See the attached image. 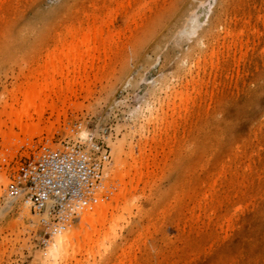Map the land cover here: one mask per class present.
Wrapping results in <instances>:
<instances>
[{
	"label": "rangeland",
	"instance_id": "obj_1",
	"mask_svg": "<svg viewBox=\"0 0 264 264\" xmlns=\"http://www.w3.org/2000/svg\"><path fill=\"white\" fill-rule=\"evenodd\" d=\"M151 1L152 0H143L141 3L145 5V7L141 9V12H144L141 14V18L147 17H145L146 20L145 18L144 20L142 19L144 24L142 27H140L142 22H137L140 28L135 29L137 25H134L136 24V20L141 21L139 20L140 16H137L138 19L136 18L134 23L126 21L127 25L129 24L128 22H130L129 25L132 24L130 26L131 28L129 27L130 30L132 29L130 31L129 28L124 27L126 25L124 23L126 18L124 14L117 15L118 17L114 20V27H116H112V32L116 33L115 30L118 29L119 32L117 34L122 33L118 36L117 42L112 44L114 50L112 47L110 50H113V53L109 50L111 56L109 53L107 57H104V55L102 56L107 62V65L108 61H110L108 65L109 74H104V76H102L103 78L99 79L100 76L97 80L91 75L92 77H90V79L92 78L94 80L91 79L92 84L90 83L89 90L86 92L83 90V92L79 91V95L77 94L69 98L68 101L72 103L69 105V102H66V105L70 107H67L65 114L59 116L57 119L58 122H55V128L51 133L43 131L40 135L30 136L29 134L22 133L19 128L14 126L12 127L11 136L9 138H4L2 135L3 132L9 131V126H12L11 122H9V118L6 117L8 116L7 113L9 114L11 111V108L7 107L1 114V118L6 120L2 126L0 124V130L3 131L2 134L0 133V264H57L54 261L50 263L48 259H37V257L38 255L46 257L47 249H49V246L52 244L51 242L58 228L51 230L52 228L42 224L40 215L31 210L29 201L25 200L20 192H11L12 185L19 186V180L17 178L18 173L21 166L29 158L39 154L46 147L50 149H63V143L65 142H76L80 140L81 142L87 143L88 141H93L107 146L109 159L103 168V188H100L98 191L104 189V193L106 194H104L105 196L103 197L109 200V195H111L112 192L111 189L116 190V187H113L109 178L113 175L115 167L119 165L118 163L114 165L117 154L115 148L121 146V158H125L126 153L130 149L129 147L134 144V146H138V142L140 145L143 144V142H145L144 140H146L144 136L147 134L150 135L149 133L153 128L159 127L156 125L160 124V127H162L165 124L164 127L166 128L167 121L170 124L169 120L171 121L173 118L170 116L172 112L171 103L175 101V98L179 104L178 112L180 114H178V116H182L179 118L176 117L177 115L175 116V119L178 121L174 122L175 124L173 123L174 125L172 127L170 126L172 129L168 127L172 135L168 132V138L164 141L167 142L168 140H172V144L176 139L175 143L178 146L172 144V148L175 149L174 152H176V155L174 152H170L171 145L169 141L167 142L168 144L166 143V146H169H164V150L169 151L170 154L166 152L172 157L170 156L166 159L165 157L167 155L165 156V151H162V153L160 152V155L158 154L157 156V158H163L162 154H164L163 156H165L164 158L166 161L161 159L162 162H165L161 163L160 161L161 164H159V166L164 164V168H155L153 164H151L152 159L149 160L150 165L154 167L153 169L157 172V177L154 175L155 172L153 173V177L155 178L153 182L151 181V179L153 180L152 175L147 177L151 182H147L148 184L146 185L148 186L144 189V194L138 201L139 210L133 208L132 216L128 219L130 223H122L123 229L121 228L118 231L119 237L117 238V242L122 244L124 242H129V239H132L133 236L131 230L135 229V227L146 226L147 223L151 221L149 217L151 212L155 213L154 211H156L158 213L161 211L162 204H169L170 202H172L171 204L173 205L177 204L172 201L175 199L174 196L176 197L174 192L177 191V200H180V205L183 204V207L179 206V204L178 206L175 205L176 207H172L169 204L171 207L167 209L171 216L166 214V217L161 223L162 227L160 226L161 230H159L158 233H154L153 236L147 240L148 247L151 244L150 242L153 241L154 244L150 245L153 249H148L146 247L147 258L145 260L147 262L144 260L145 263L187 264L186 261L191 259L189 262L191 264H193L192 262H194V264H201L200 262H202V264H207L216 259L214 264H216V261L219 264L222 261V264H264V176L261 175L264 172L260 171V168L262 169L264 167L260 165L261 163L264 165V156L260 153L264 152V139H262L264 138V1L156 0V5L154 4V0ZM101 3L102 0H17L15 2V9H9L10 11L6 10L2 15L4 17L0 19V110H2L1 106H3L2 104L5 97H10L11 89L14 88L13 86L23 81L24 78L21 75L22 72H26L25 70L28 68L27 64L30 61L29 65L34 64L32 62H34L33 60L36 57L38 58V55L40 56L45 50L47 51V48L51 46L54 47L53 44L55 45L56 40L53 42V36L59 35L56 32L64 33L66 29L64 27L65 24L67 23L68 25L71 19L73 20L75 17H80L83 9L93 4L101 5ZM153 4L156 7L152 9L150 7H152ZM81 6L83 7L82 10L79 9ZM106 6L109 5L107 4ZM111 6H115V3ZM104 8L107 9V7ZM78 9L81 11L79 14L77 13ZM151 9L155 10V13H153L154 11L151 12ZM258 15L260 16L259 18ZM253 24L254 27L256 25L257 28L255 27L252 31L259 29V36L256 32V37L255 32L251 31L252 33L250 32L248 37L246 33L253 28ZM248 25L250 26V28H248L250 29L249 31L246 30ZM132 26H135V28H132ZM228 26L229 28H227ZM242 26H244V30L240 29ZM122 27H124L123 30H125V32L121 30ZM188 29L190 31H188ZM226 30H234L233 33L236 32V35L238 34L239 36L235 38L234 33V38H232L233 36L228 38V35L227 38L229 40H227L226 36L224 37V35H226ZM229 34L232 35V32H229ZM55 37L56 36H54V39H56ZM119 38H122V40H119ZM234 39L237 41V45H239L238 39L242 40L243 42L241 41L242 43L240 46L244 45V48H237V45L233 47L234 44L232 45V41L234 42ZM99 40L100 39H98V41ZM98 41L96 40L93 44L96 43L95 45H100L101 41L100 43ZM227 43H231V45H229L232 47L227 46ZM229 47L232 50L235 48H237L236 51L238 49L240 50L237 51L238 53H236L235 50L231 53V51L227 49ZM224 48L227 49L230 58H232L233 61L235 60V63L242 61L239 59L238 61L236 59L238 57L243 59V62L237 66V64L235 65L232 61L233 63L224 64H228L227 67L224 66L223 62L226 60L221 54L224 53L225 55L226 50H224ZM230 48L229 50H231ZM212 50H214L215 53H213ZM240 51L241 53L244 51L246 55L243 53V57V55L239 53ZM233 53H236V58H234L235 55L233 56ZM33 54L35 55L33 56ZM108 55L112 58H108ZM209 55H214L211 56V58L214 57L212 62L222 57L224 60L217 59L219 64L216 62L212 64ZM241 56L243 58H241ZM225 57L229 60L228 54L227 56L225 55ZM101 60L99 63H103ZM229 61H231V59ZM204 67H206L207 70ZM214 67H217L218 71L221 68L225 71L227 70V72L224 71L225 73H223V70L215 72H222L221 74L223 76L228 75L231 77L229 81H227V76H224L227 80L223 82L224 77L222 75L221 77L223 78H220V80L218 77L220 74L213 75L214 69H216ZM23 68H25V70ZM202 68H204V70ZM205 70L206 72H204ZM208 70H212V75ZM194 81L196 82L193 83ZM207 81L209 82L207 83ZM193 84L196 85V87ZM221 87L226 89L222 88L224 89L222 90L220 89ZM206 89L208 91H206L207 93L204 91ZM220 91L221 93L223 92L222 94L220 93L221 95L219 94ZM187 94H189L188 96L191 99L193 98L189 101V103H191L187 105V102L186 104L184 102L185 106L181 105V103L183 104L181 96L184 97L187 96ZM211 94L212 96H210ZM217 97H219V99ZM204 98L206 100L205 102L202 101ZM70 99H72V101ZM74 102H76L79 107L76 108V104H73ZM202 103L203 106H200ZM18 106L19 103H14L11 107L17 108ZM185 107L188 112L184 114ZM190 109H194L193 113ZM162 114L165 117L162 116ZM187 114L193 115L188 116ZM159 115L162 121H167L159 123V121H161L159 117L158 122L156 121L158 124H156L155 121L153 123V120ZM53 117L55 116L53 115ZM53 117L49 115L47 110L42 119L45 122L48 119L47 122H49L55 120ZM162 117L166 118V120H163ZM221 120L223 121L220 124L219 122ZM164 127H162V129ZM174 128L177 133L173 130ZM236 139L241 141L238 142ZM260 140L263 145L258 143ZM147 141L145 152L149 153L148 151H150V148H152L155 143L151 140ZM233 141L238 142V145H236L237 142L233 143L234 149L239 147L243 152L246 151L245 154L247 153L246 158L244 156L245 154L242 152V156L240 154V156L235 159L237 161L232 160L233 162H231L232 168L236 163L237 165L241 163L239 165L241 169L237 166L238 173L233 175V181L237 184L238 188L239 198L237 199L239 200L240 196L243 198L239 200L241 203L237 201V204L234 205L241 204L240 207H243V209L240 208L238 212L244 211L242 214L238 213L240 214L239 217L237 213L233 215V218L237 219H233V224L231 218V225L228 223L227 225L225 220L223 222L221 218L220 221L217 218L218 224L219 222L223 224L220 223L223 229L222 230L220 227L219 230L221 231L218 230L219 226L216 224L215 215L211 218L213 222H211V220L208 221V219V222L204 219V223L199 221L197 225H195L197 227H195V232L192 231L188 238L191 239V236L192 238L195 237L193 234L198 232L199 236L196 234L198 239L196 240L197 244H199V238L201 237L202 239L203 233L205 232V238L203 236L205 242L202 241L204 239L201 240L205 245L200 242L202 243L200 246H202L203 250H194L196 247L198 248V246L193 249V244L191 243V245L189 243L195 241V238L192 241H189L187 238L189 243H186L187 245H191V248L184 243V238L182 239V237L187 236L188 232V227L185 225L183 217L179 218L181 216L180 213H182L181 210H185L184 204L187 200L184 192L198 185L195 181L201 182L202 175L204 177L202 173L203 164L207 166L208 170H211L209 167H213L218 161L220 162L222 160V155L225 154L224 156H226L225 158L223 156L224 161L228 158L227 156H230L229 154L226 155L227 153L231 154L232 151L234 155V149H231ZM164 143L165 142L162 141L163 145H165ZM240 144L244 146V148H241L242 146H240ZM259 144L262 145V149L259 147ZM174 145L176 146L174 147ZM204 145L206 146L204 147ZM137 146L135 150L138 149V151L135 152L140 154V147L138 146L139 148H137ZM147 148H149V150ZM176 148H178V150ZM252 148L254 150L257 148V151L261 149L262 151L257 152L255 150L254 152ZM250 149L251 151H249ZM224 150L228 151L225 152ZM202 151H204L205 154H203L204 152ZM248 153L253 154L254 158H263L261 160L259 159V163L258 159H255L256 161L253 160L254 158L248 156ZM128 160L131 161L130 159ZM248 160L257 164V168L259 167L257 170L260 171L257 172L261 175L260 177H258L259 175L255 172L256 165L253 163L250 164ZM226 162L223 163L230 164V162ZM245 162H249V166ZM221 163L219 166L216 165V168H212V170L218 169L222 165ZM243 164L251 167V170L253 167L255 168H253V176L250 174L251 170H247L248 174L241 173V170L246 166ZM150 165L149 169L152 168ZM226 175L227 177L230 176L229 173ZM176 186L179 187L177 188ZM174 188H176V190ZM182 193L183 197H181ZM242 200H246L243 206L242 204L244 202ZM168 204L164 205V207H169L167 206ZM221 206L222 209L226 207L220 205L218 210L216 206V216L219 214V211L222 210L220 208ZM26 207L29 209L28 214L26 213ZM173 209L174 211H172ZM175 210L177 211L176 213ZM178 212H180V215ZM184 213L182 214L183 216ZM78 217L79 216L68 225L64 226H70L72 224L79 226V224H77L79 223ZM240 218L242 219L240 220ZM214 221L216 223H214ZM208 223L209 225L211 224V226H208ZM229 225L234 230L230 229L229 233L228 228L225 227V231L227 229L225 233H229V235L227 234L225 239L223 236L220 237V234L225 235V233H223V227ZM215 226L217 227L215 228ZM212 229L216 231H212ZM240 229H242V231ZM238 230L243 234L239 233ZM218 231L219 233H217ZM207 233H212L210 234L212 236L209 237ZM231 233L232 235L238 234L234 237ZM206 235L210 240H208V238L206 239ZM163 236H166L168 240ZM231 236L232 238L230 239ZM163 238L166 241H163ZM206 240H208L209 243L211 242L212 248L209 246L208 241L206 244ZM171 241L172 243H170ZM221 243H223V245ZM203 245L205 247H203ZM214 247L221 248L222 250L220 249L221 251H219L218 249V252L216 250L217 248L215 249ZM150 249L153 250V255H151L152 252L150 254ZM208 249L210 251H208ZM172 250H174L173 252L175 253L174 256L171 257L173 253H170V251ZM159 252L161 254H155ZM214 252H217L216 255ZM136 253L137 256L140 255V252L136 251ZM77 257L81 260L85 259V255H78ZM226 257H230V260L228 261ZM96 258L89 257V263H92ZM211 258L213 260H211ZM173 259H175L174 261L176 262H174ZM217 259H219V262ZM72 262H74V260H72ZM60 263L61 262H58V264ZM85 264H87V262H85Z\"/></svg>",
	"mask_w": 264,
	"mask_h": 264
},
{
	"label": "bare ground",
	"instance_id": "obj_2",
	"mask_svg": "<svg viewBox=\"0 0 264 264\" xmlns=\"http://www.w3.org/2000/svg\"><path fill=\"white\" fill-rule=\"evenodd\" d=\"M16 1L17 0H0V19H2V17H4L2 15L6 12V10L10 11L9 9H12V8L15 7V2ZM142 2H143V0H102L101 5L100 4L96 5L97 3L93 4L91 6L87 5V6H89L88 8H85V6H86L85 5L84 6L85 9H83V10H82V8H83L82 6H81V8L79 7V9L82 10V12H81L78 9V12H77L78 14L81 12L80 17H75V19H73V20L71 19L72 22L69 21L70 23H68V25L66 23L65 26H64L66 28L64 30L65 31L64 33L56 32L59 35H54V36H56L55 37L56 39H54V36H53V42L56 40L55 45L53 44L54 47L51 46L50 48H47V51L45 50L44 53L41 52L42 54L40 56L38 55V58L37 57H36L37 59L35 58L36 60L35 59L33 60L34 62H32V63H34V64L29 65V63L31 62L30 61L27 64V67H28V68H26L27 70H25V68H23L26 71V72H22V75L20 74L24 78L23 81L22 82L20 81L21 83L13 86L14 88L11 89L10 97L9 96H6L7 98L5 97V99L3 101V104H2L3 106H1L2 110H0V124L2 126L5 123V120H6V119L3 120L1 118V114L6 110L7 107H10L11 111L9 112V114L7 113L8 116H6V117L9 118V120H10L9 122H11L12 126H9V129H10L9 131H4L3 132L2 130H0L1 134L3 132V134H2L3 137L4 138H9L11 136V134H12L11 133V131L13 130L12 127H14V126L19 128V130L22 133L29 134L30 136L40 135L43 131H47V132L51 133L52 130H54V128H55V126H54L55 122H58L57 119L59 118V116L61 114H65L66 111H67V107L72 103V102L70 103V101H68L69 98H71V96H76L79 93V91L83 90V91L86 92L87 90H89L90 83L92 84V82H91L92 80H94V79L97 80L98 77H100V76L101 77L99 79H101V78H103L102 76H104V74H109V66L108 65H109L110 61H108V65H107V62L105 61V59L102 56L104 55V57H107V54L110 51H112L111 53H113L114 48H113L112 44L117 42L118 36H120V34L122 33L121 32V33L117 34L119 32L118 29L115 30L116 33L112 32V27H114V22H115L114 20H115V18H117L119 16V14H121V15L124 14V17H126L124 23L126 25H127L126 21H130V22L134 23V21L136 20L137 16H140V18H141V14L144 13V12H141V9L145 7L144 4H141ZM113 3H115V6H111ZM155 3H156V0H154V4ZM107 4L109 6H106ZM263 4H264V2H263ZM153 5L150 8L153 9V8L156 7L155 6L156 4L154 5V7H153ZM104 7H107V9L104 8ZM152 9H151V12L154 11L153 13H155V10H152ZM11 11H13V10H11ZM74 16H76V15H74ZM145 17H147V16H145ZM145 17H143L141 19L139 18V20H141V21L136 20V22H135L136 24H134V25L138 26L139 24H137V22H142ZM259 17L260 16L258 15V18ZM145 20H146V18H145ZM194 21H197V20H194ZM130 22H128V23L130 24ZM199 22H198V24H199ZM246 23H247V21H246ZM129 24L127 26L125 25L124 27L125 28L126 27L129 28L132 25V24L131 25H129ZM143 25L144 24L142 22L141 26L140 25L139 26L142 27ZM135 26H132V28H135ZM137 26H136L135 29L140 28L139 26L138 27ZM244 26H242L240 29H243ZM248 26H247V29H246L247 31L250 30V29H248V28H250V26L249 27ZM124 27H122L121 30H123ZM255 27H256V25H255ZM255 27H254V24H253V28H251V30L249 32L245 31V32H247L246 34H248V37H249V34L252 31V29H254ZM130 28H129V30H130ZM227 28H229V26ZM258 30L259 29H255V31H252V32H255V35H256V32H257V35H258L259 32H260ZM123 31L125 32V30H123ZM188 31H190V30L188 29ZM226 31H225L226 35H224V37L226 36L227 40H229L228 38L232 37V36H233L232 38H234V35H235V38H237L239 36L238 34L236 35V32H234L235 34L233 33L234 30L227 31L228 34H227ZM91 32H92V35H91ZM229 32L230 33L232 32V35L229 34ZM243 34H245V33H243ZM257 35H256V37H257ZM227 36H228V38H227ZM232 38H231V40H232ZM98 39H100V40L98 41ZM120 39L122 40V38H119V40ZM96 40L99 43L101 41L100 45L99 44L95 45L96 43L93 44L94 42H96ZM238 40H239L238 41L239 45H237V41H235V39H234V42L232 41V45L234 44L233 47H235L237 45L236 47L241 49L244 46V45L240 46L243 41L240 40V39H238ZM224 41H225V38H224ZM230 41H227V42H230ZM91 43H92V45H91ZM117 44H120V43H117ZM229 44L231 45V43H227L226 45L230 46ZM0 45H1V43H0ZM223 46H224V44H223ZM111 47L113 48V50H110ZM230 47H232V46H230ZM229 48H227V49H228V51H231V53H232V51H234V50L236 51V49H237V48H235L234 50H232L230 48L231 50H229ZM227 49L224 48V50H226L225 51V55L227 56V54H228V57H229L228 59L229 60L231 59V61L227 60V57H225L224 53H221L224 56V59L226 60V61L223 62V65L225 63H231L233 61V59L230 58L229 53L227 52ZM240 49H238V50H240ZM212 51H213V53H215L214 50H212ZM237 51H236V53H238ZM242 52L245 53L244 51H242ZM111 53H109V55ZM236 53H233V56ZM239 53L241 55H243V53H241V51ZM34 55L35 54H33V56ZM109 55H108V58L111 56V55L110 56ZM244 55H246V53ZM244 55H243V57H244ZM36 56H37V54H36ZM211 56H214V55H209V58H211ZM243 57L241 56V58H243ZM110 58H112V57H110ZM234 58H236V55L234 56ZM31 59H32V57H31ZM103 59H104L105 62L103 61ZM211 59H210V62L212 64L215 63V62L217 64H219L217 62L218 58L216 59V57H215V59H216L215 62H212L214 57L211 58ZM221 59H218V60H221ZM224 59H222V60H224ZM236 59L237 60L238 59L242 60L239 63L238 62L235 63L234 62L235 60L233 61L235 65L237 64V66H238V64L243 62V59H240L239 57L236 58ZM100 60L103 61V63L101 62L102 64L99 63ZM106 60H107V58H106ZM227 65L228 64H226L224 66L227 67ZM221 66H222V64H221ZM198 67H200V66H198ZM226 67L225 68L223 67V68L227 69ZM204 68L206 69V67H204ZM204 68H202V69L204 70ZM214 68H216V69H214V73L215 74L213 72H211L213 69L212 70H208V71H210L209 73H211V75H212V73H213V75L220 74V75H218L219 80H220V78H223L224 76L225 77L227 76L226 78H228V80L225 79V77H224L223 78V82L226 81V80L229 81V79L231 77H229L228 75H224L223 76L221 74L222 72H220V73H216L215 72V71L219 72L220 70H223L222 68L219 71L217 70L218 69L217 67H214ZM206 70L204 72H206ZM224 71L225 70H223V73L227 72V70L225 72ZM209 73H207V74H209ZM91 75L94 77V79L91 78L92 80L90 79V77H92ZM221 75L223 77H221ZM191 82H189V83H191ZM195 82L196 81H194L193 83H195ZM208 82L209 81H207V83ZM227 85H228V83H227ZM194 86L196 87V85H194ZM221 86H223V85H221ZM222 88H224V87H221L220 89H222ZM226 88H224V89H226ZM236 88H237V86H236ZM224 89H222V90H224ZM204 91L206 92L207 89L204 90ZM220 93H221V91L219 92V94ZM188 95L189 94H187V96H184L185 98L183 96H181L182 97L181 101H183V104L181 103V105H184V102H185V104L187 102V105L191 103V102L189 103V101L192 100L193 98L191 99ZM210 96H212V94ZM217 96H218V94H217ZM194 97H196V96H194ZM205 98L202 100L203 102L206 101ZM217 98L219 99V97H217ZM70 100L72 101V99H70ZM174 100L175 101H172V103H171L172 112H171L170 116H171V118L172 117L173 118L171 119V121L169 120L170 124L168 123L166 118L162 117L163 120H166L167 123H168V124L166 123L167 127L165 128L164 127L165 124H164V126H162L164 128L162 129V127H160V124L157 123L158 120H159L158 118L160 117V115L157 116L155 119L153 118L154 119V120L152 119L153 123L155 121V123L158 124L156 126H159V127L153 126L155 128H153V130L151 129L152 131L149 133L150 135H148L147 133H146L147 135L143 134V135H146V136H144L145 139H146V140H144L145 142L142 141L144 139L143 138L141 140L143 142V144L140 145L139 142L137 143V144H139L138 146L140 148L136 145L137 148H139L140 154H137L135 152V151H138V149L135 150V147H136V146H134L135 144L133 145L134 147L133 146L129 147L130 149L126 153L125 158H121V151H122L121 150V146L115 148L117 154H116V157H115V164L114 163L113 164L116 165V163H118L119 165L115 167L113 175L110 176V178H109L111 180V183H112L113 187H116V190L111 189L112 192H111V195H109L110 196L109 200H106L103 197V195L106 194V193H104V189L98 191L97 201L94 204H92L90 207H87L84 210H82L80 212V214L78 215L79 216L78 217L79 223H77V224H79V226H76V225L72 224L70 226H64L63 225L64 227H59L56 230V234H55V236H54V238H53V240L51 242L52 244L49 246V249H47L46 257L43 256V255H38L37 259H41V260H47L48 259V261L50 263H51V261L52 262L54 261L57 264H58V262H61L62 264H85V262H87V264H142V263H145V261H146L145 259L147 258L146 247L149 249V248H151L150 245L154 244L153 241L150 242L151 241L150 240L149 242L151 244L148 247L147 240H148V238L152 237L154 233H156V232L158 233V231L161 230L160 226H161V223H162L163 219L166 217V214H168V216H171V215H169L170 213H168L169 210L167 208H170L171 206L174 207L175 205L178 206V204H179V206L183 205V204L180 205L181 204L180 200H177L178 199V197H177V193L178 192L177 191L174 192L176 197H177L176 198L174 196L176 201H175V199L172 200V197H171V200L174 201V203L176 202L177 204L173 205V204H171L172 202H170L169 203L171 205L170 206L168 203H164V204H162L163 205L162 208L166 204H168L167 206H169V207H166V208L164 207L165 209L161 208V211H159L158 213L156 211H154L155 213L151 212V214L149 215V217L151 218V221H150V218H149L150 222L148 221L149 223H147L146 226H144V227L142 226V227H138V228L135 227V229L131 230V233L133 234V236H132V239L131 238L129 239V242H124L123 244L122 243H118L117 242V238L119 237V234H118L119 232L118 231L122 228V223H124V222H126V223L129 222L130 223V221H128V219L131 218V216H132L133 208H137L139 210V202L138 201L141 198V196L144 194V191H145L144 189H146V187L148 186L146 184H148L151 181L153 182L154 179H155L153 177V173L155 172V170L153 168L154 167L155 168L160 167V169L164 168L163 167L164 164L161 165V166H159V164L164 163L166 161L165 158L167 159V157L169 158L171 156V155H169L170 154L169 151L166 150L169 153L168 154L164 150V146H166V143L169 142L170 140H168L167 142L164 141V140L168 138V132L170 131V130H168V127L169 128H170V126L172 127L175 124L174 122L178 121V120L175 119L176 117L179 118V117L182 116V115L178 116V114H180L178 112L179 104L177 103L178 101H176V98ZM179 100H180V97H179ZM66 102H69L68 103L69 105H66ZM14 103H19V106L17 108L11 107ZM73 104H76V108L79 107V106H77L78 104L76 102H74ZM204 104H206V103H204ZM65 106H66V108H65ZM184 106H183V109H184ZM200 106H203V103L200 104ZM200 106H199V109H200ZM186 107H185L184 114L188 112ZM191 107H192V105H191ZM202 108H204V107H202ZM194 109L193 110L190 109V111L192 110V113H193ZM47 110H48L50 116H52V117H53V115L55 116V117H53V118H55L54 121L52 120V121L47 122L48 121V119H47L46 120L47 123H46L42 119L44 113ZM195 111H196V109H195ZM199 112H201V111H199ZM199 112H198V114H199ZM187 115L190 116V115H193V114H187ZM204 115H205V113H204ZM64 116H66V115H64ZM162 116H164V115L162 114ZM160 120L161 121H159V123L160 122L161 123L162 122L163 123L166 122V121H162L161 117H160ZM222 121L223 120H221L219 123L221 124ZM204 123H203V125H204ZM208 123H209V120H208ZM176 124H178V123H176ZM170 129H172V128H170ZM173 130L176 131L175 128ZM149 131H147V132H149ZM143 132H140V133H143ZM176 133H177V131H176ZM170 134L172 135V133H170ZM204 135H205V133H204ZM170 139H171V136H170ZM262 139H264V138H262ZM147 140H151L152 142L155 143L154 146L152 148H150V151H148L149 153L145 152V149H146L145 145H147L146 142H148ZM175 140L173 141L172 144H176ZM261 140L258 143H261ZM162 141L165 142L164 143L165 145L162 144ZM171 141H170V145H171V150H173V151L170 150V152H174L175 149L172 148L173 145L171 144ZM237 141L239 142L241 140H237ZM237 141H233L232 142V144H231L232 148L230 147L231 149H234L233 148V143L234 142L236 143ZM238 142H237L236 145H238ZM149 144H151V143H149ZM261 144H259L260 145L259 147L262 149L261 146L263 144L262 145ZM176 145H174V147ZM206 145H204V147ZM168 146H166V147H168ZM240 146H242V145L240 144ZM241 148H244V146H242ZM147 149L149 150V148H147ZM176 149L178 150V148H176ZM261 149L259 150V148H258L259 151H262ZM255 150L257 151V148ZM255 150L253 149L252 151L255 152ZM162 151L163 152L165 151L164 154H165V156L166 155L167 156L165 157V156H163L164 154H162V157L163 158L165 157L164 159L163 158H157L158 154L160 155V152L162 153ZM226 151H228V150H226ZM249 151H251V149ZM259 151H257V152H259ZM263 151H264V147H263ZM202 152H204V151H202ZM242 152H243L242 149H240L239 147H236L234 149V155H233L232 151H231V154L227 153L226 155L229 154L230 156H227L228 158L226 159V161L230 162V164L223 160V156L225 155L223 153L224 155H222V160L220 162L218 161V163L216 165L219 166V164L222 161L226 162L228 165L222 162L221 163L222 165L218 169H213L212 170V168H216L217 167L216 165H214L215 167L214 166L213 167H209V168H211V170L210 169L208 170L207 166H204V164H203L204 167L202 166V173L204 174V177L202 175V178H201L202 180H200L199 178H196L197 180H200L201 182L195 181V182H197L196 184H198V185H196V186L192 187L190 190H186V192H184L185 193L184 194L185 197H187V200L185 201V204H184L186 211L183 209L185 211V213H184V211L181 210L182 213L178 212V214L179 213L181 214V216L179 218L183 217L184 223L188 227V230L186 228L185 229L188 232H187V236L182 237V239L184 238L183 239V240H185L184 243H186V242L189 243V241H192L195 238V241L189 243V244L192 243L194 245V247H193V245L191 244L193 249L196 246H198V248L196 247L197 249L195 248L194 250H198L199 251V249H202V246H200V244L202 245V243L205 245V243H204L205 239L204 238H205V234L206 233L204 231H202V232H204L203 233L204 234L203 235L204 238L202 236V239H204V240H202L201 237L200 238L198 237L200 239L199 242H198L199 244H197V240L198 239L196 237L197 235L199 236L198 232H196L197 235L193 234V236L195 235V237L192 238V236H191V239L188 238V236L191 235L192 231L196 230L197 227L195 225H197V223L199 221H202L204 223L205 222L204 219H206V221L208 219V221L211 220V222H213L212 221L213 219H211V218H212L213 215H215L214 217H216V222H217V218H218L219 221H220V218H221L223 220V222L225 220L226 224L228 223V224L231 225L234 222L233 219H237V218H233V215H235V213L242 214L243 211H244L243 210V211L238 212L240 210V208L243 209V207H240L241 204L234 205V204H237V201H239V200H241L243 198V197L241 198V196H240V199L239 200L237 199V198H239L238 197L239 196L238 188H237V184L233 181V175L238 173V167H239V165L241 163L238 164V165L236 163L233 168L231 166V164H232L231 162L237 161L235 159H237ZM245 152L246 151H244L243 154H245ZM174 153L176 155V152H174ZM260 153H262V155L264 156V154H263L264 152H260ZM203 154H205V152ZM248 154H249L248 156H252L253 157V154H250V153H248ZM241 156H242V154H241ZM244 156L246 158L247 157V153ZM225 157L226 156H224V158ZM128 159H130L131 161H129ZM161 159L165 160V161L162 162ZM242 159H244V158H242ZM255 159L259 160L260 158L256 157L253 160H255ZM149 160H151V164H153L154 167H152L150 165ZM260 160H259V163H260ZM160 161H161V163H160ZM238 161H239V159H238ZM248 161H250V160H248ZM251 163L254 164V162L250 161V164ZM246 164L249 166V162L246 163ZM246 164H243V165H246ZM149 165H150V167H152L151 169H149ZM247 165L244 168L242 167L243 169L241 170V173L248 174L247 170L250 171L251 167H248ZM254 165H256V167H255L256 169L254 167L253 168L256 170L255 172H257L258 171L257 169H259V167L257 168V164H254ZM254 165H252V166H254ZM260 165L264 166V165H262V163ZM208 166H210V165H208ZM239 168L241 169V167H239ZM253 168H252L251 171L254 170ZM262 169H264V167ZM262 169L260 168V171L264 172V170H262ZM156 171H157V169H156ZM251 171H250V174L252 175V173H253V175H254V171L253 172H251ZM260 171H258V172H260ZM258 172H257V174H258ZM228 173L230 174L229 177H227V175H226ZM263 174H261V175L264 176ZM151 175L153 177V180L151 179V181H150V180L147 179V177L151 176ZM154 175H155V177H157L156 176L157 172H155ZM261 175H259L258 177H260ZM141 184H142V186H141ZM174 189L176 190V188H174ZM181 197H183V193H182ZM167 200H169V199H167ZM242 201L244 202L246 200H242ZM244 204H245V202L242 204V206ZM256 204H258V203H256ZM220 205H224L226 207H224V209H222V206H221L220 208L222 210H220L219 214L216 216L217 209H218V207ZM246 205H247V203H246ZM246 205H245V208H246ZM216 206H217V209H216ZM252 206H254V205H252ZM25 209H26V213L28 214L29 213V209L27 207ZM180 209H181V207H180ZM172 211H174V209ZM249 211H252V210H249ZM176 212L177 211L175 210V213ZM183 213H184V216L182 215ZM171 214H172V212H171ZM240 214H238V217H239ZM250 214H251V212H250ZM246 216H244V217H246ZM172 217H174V216H172ZM231 218H232L233 221L231 220ZM175 219H177V218H175ZM241 219L242 218H240V220ZM181 221H183V220H181ZM230 221H232V223ZM216 222L214 221V223H216ZM220 223L221 222H219V224H218V222L216 223V224H218L217 226H219L218 230L223 225L222 223H221L222 225H220ZM211 224H213V223H211ZM211 224L209 225V223H208V226H211ZM179 225H178V227H180ZM217 226H215V228ZM229 226H224L223 227L224 228V232L223 233L227 232V229L225 231V227L228 228L229 233H230V229H232V228H231V226L230 227ZM212 227L214 228L213 225H212ZM200 228H198V229H200ZM177 229H179V228H177ZM180 229H181V227H180ZM221 229H222V227H221ZM186 230H184V231H186ZM201 230H202V228H201ZM214 230L212 229V231H214ZM232 230H234V229H232ZM240 230L242 231V229H240ZM198 231H200V230H198ZM219 231H221V230H219ZM219 231L217 233H219ZM243 231H244V228H243ZM213 233L217 234L216 232H213ZM229 233H225V235H223V234L222 235L218 234V235L220 237L223 236L224 239H225L226 238L225 236L227 234L229 235ZM233 233H234V231H233ZM239 233H241V232L239 231ZM207 234H209V233H207ZM210 234H212V233H210ZM210 234H209V237L212 236ZM241 234H243V233H241ZM231 235H232V233H231ZM236 235H234V237ZM232 236L230 237V239L232 238ZM185 237H186V239H185ZM164 238L167 239L166 236ZM164 238H163V241L165 240ZM187 238L189 239V241H187ZM207 238H208V236L206 235V239ZM224 239H223V241H224ZM201 240L204 241V242H202ZM208 240H210V239L208 238ZM208 240H206V244H207ZM172 241L170 243H172ZM194 242H195V244H194ZM200 242H202V243H200ZM181 243H182V241H181ZM189 244L187 245V243H186V245L189 248H191V245H189ZM208 244L211 247V242L209 243V241H208ZM214 244H216V243H214ZM221 244L223 245V243H221ZM225 244H224V246H225ZM204 245H203V247H205ZM151 249H153V248H151ZM151 249H150V254L152 252L151 255H153V250H151ZM159 249H161V248H159ZM218 249H219V251L222 250L221 248H217L216 250L218 251ZM155 250H156V247H155ZM189 250H191V249H189ZM136 251L140 252V255L138 254L139 256L136 255L137 254ZM173 251L174 250L170 251V253H173V255H171V257L174 256L175 252H173ZM208 251H210V250L208 249ZM216 253L217 252H214L215 255H216ZM155 254L157 255V254H161V253L159 252V253H155ZM214 254H213V256H214ZM78 255H85V259L81 260L80 258L77 257ZM213 256H212V258H213ZM82 257H84V256H82ZM89 257H93V258L97 257V258L94 259V261L92 263H89ZM212 258H211V260H213ZM229 258L226 257V259L228 261L230 260ZM72 260H74V262H72ZM174 260L175 259H173V261ZM190 260L189 261L184 260V261H186V263L188 264L190 262ZM215 260L216 259H214V261ZM217 260L219 262V259H217ZM214 261L213 262L210 261V262H208V263L206 262V263L207 264H210V263L214 264ZM63 262H65V263H63ZM174 262H176V261H174ZM222 262L220 264H222ZM192 263L194 264V262H192ZM200 263L202 264V262H200ZM145 264H148V263H145ZM151 264H153V263H151ZM189 264H191V263H189ZM216 264H219V263H217V261H216Z\"/></svg>",
	"mask_w": 264,
	"mask_h": 264
},
{
	"label": "built area",
	"instance_id": "obj_3",
	"mask_svg": "<svg viewBox=\"0 0 264 264\" xmlns=\"http://www.w3.org/2000/svg\"><path fill=\"white\" fill-rule=\"evenodd\" d=\"M63 146L46 147L29 158L18 173L19 186H11V192H20L51 230L68 225L97 201L109 159L108 147L98 142L78 140Z\"/></svg>",
	"mask_w": 264,
	"mask_h": 264
}]
</instances>
